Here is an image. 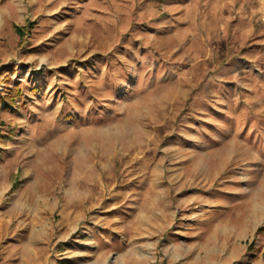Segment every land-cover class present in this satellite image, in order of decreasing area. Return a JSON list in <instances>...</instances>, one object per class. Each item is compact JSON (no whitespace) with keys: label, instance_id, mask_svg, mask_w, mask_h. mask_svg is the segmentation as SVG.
Here are the masks:
<instances>
[{"label":"rangeland","instance_id":"1","mask_svg":"<svg viewBox=\"0 0 264 264\" xmlns=\"http://www.w3.org/2000/svg\"><path fill=\"white\" fill-rule=\"evenodd\" d=\"M0 119V264H264V0H0Z\"/></svg>","mask_w":264,"mask_h":264},{"label":"trees","instance_id":"2","mask_svg":"<svg viewBox=\"0 0 264 264\" xmlns=\"http://www.w3.org/2000/svg\"><path fill=\"white\" fill-rule=\"evenodd\" d=\"M17 31L19 32V34H23L24 32L22 31V27L21 26H16ZM16 93L18 92V90L15 91ZM20 94V93H18ZM15 96L12 95V91H10L9 93H7V95L2 99L4 104L7 103H13L15 101ZM0 124H2L1 119H0ZM263 228V226L259 227L258 230H261Z\"/></svg>","mask_w":264,"mask_h":264}]
</instances>
